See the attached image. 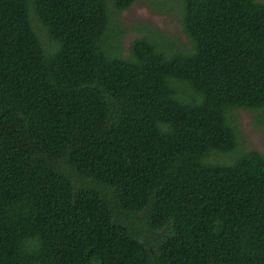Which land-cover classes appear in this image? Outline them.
<instances>
[{"label":"trees","instance_id":"trees-1","mask_svg":"<svg viewBox=\"0 0 264 264\" xmlns=\"http://www.w3.org/2000/svg\"><path fill=\"white\" fill-rule=\"evenodd\" d=\"M134 1L0 0V264H264V0Z\"/></svg>","mask_w":264,"mask_h":264},{"label":"rangeland","instance_id":"rangeland-1","mask_svg":"<svg viewBox=\"0 0 264 264\" xmlns=\"http://www.w3.org/2000/svg\"><path fill=\"white\" fill-rule=\"evenodd\" d=\"M109 3L112 8V0ZM116 18L124 31L120 42L125 55L129 53L131 42L149 30H158L165 37L179 43L188 39L182 28L179 4L175 0H135ZM234 112L242 147L255 148L264 153V117L259 118L257 111L243 107Z\"/></svg>","mask_w":264,"mask_h":264}]
</instances>
